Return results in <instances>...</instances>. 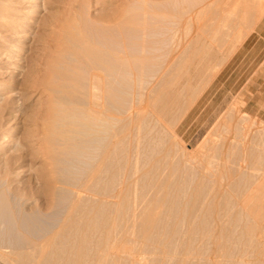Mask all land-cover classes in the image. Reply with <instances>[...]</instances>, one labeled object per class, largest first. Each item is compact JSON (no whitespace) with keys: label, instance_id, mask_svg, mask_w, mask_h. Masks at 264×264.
<instances>
[{"label":"rangeland","instance_id":"rangeland-1","mask_svg":"<svg viewBox=\"0 0 264 264\" xmlns=\"http://www.w3.org/2000/svg\"><path fill=\"white\" fill-rule=\"evenodd\" d=\"M4 1L6 2V0ZM7 2L5 3L7 4V6L5 5L6 8L8 7L6 14L9 17H26L28 19L29 13L33 10V4H31L33 2L29 0H7ZM185 2L187 5L184 0H47L46 9L43 13L41 12L42 18L38 28L39 40L36 46H33V51H31L25 65L26 68L22 70V74L12 76L8 81V85L20 87L22 100L10 102L11 104L9 102L2 103L0 106V195L3 194L5 201L15 213V217L18 210L20 218L21 216L36 217L43 228L50 229H47L48 233L44 232L45 235L41 233V237L44 238L46 235L51 237L63 230V224L66 225V222L69 221L67 218H78L84 209L68 211L67 201L58 200V196L56 197L51 192L52 188L58 190L62 187V185L56 184L54 179H58L60 176L54 170L56 165L54 157L62 151L63 146L59 140H55L57 138L51 132V125L55 117L51 111L54 102L47 91L43 88L37 90L34 85L38 78H50L49 65L57 58L58 52L65 49L66 37L74 32H82V20L88 16L87 18H90L89 20L93 24L96 23L95 25L100 26L99 24H101V27L104 25L103 27L106 28H114L116 32L112 33H116L118 36L122 35L125 40H128L129 36L126 30L133 29L136 31L135 38L138 39L137 41L147 42V45L158 49V55H156V50L151 52L153 57L159 56L158 60L156 57L154 58L156 61L153 60V66L158 64L159 69L157 67L151 68H154L149 73L151 79L147 77L149 80H145L149 81L148 83L145 81L144 84L136 86L134 98L129 100L126 106L133 108L134 121L138 117H140L139 119L146 117L147 123L152 124L154 117L159 116L163 125L166 126V129H162L161 123L156 127L157 130L153 127L151 133H148L149 137L155 139L156 150H154L151 160L156 162L157 168H154L151 173H155L157 176L155 181L159 185L153 180L154 178L150 173L145 181L136 186L134 182L141 178L140 174L139 176L136 175L135 179L131 178L132 163L124 164L121 189L122 195L127 198V203L132 202L133 187L136 186L135 189L139 188L138 190H140L145 182L150 184L153 181V191L151 190L152 193L144 204L142 211L144 217L141 218L144 219L147 215L151 217L161 214L164 220L176 225V222L183 220V213H178L177 217L166 216V208H163V205H167L163 203V198L175 194L174 189L176 191L180 188L179 185L171 186L170 181L193 183L186 195L176 194V197L185 199L191 198L192 190L200 187L203 182L206 192L201 196L208 198V201L212 202L215 207L208 218L212 224H210V229H207L209 231L202 233L200 226L196 225L200 218L190 217L188 213L189 215L187 214L183 220L182 229L180 228V236L182 237L176 238L179 245L178 253L182 251L181 246L184 244H188V246L190 244L194 249L203 245L215 246L216 249L235 245L239 248L234 253L237 255L245 254L244 261L246 263L264 264V201L260 210L251 209L250 211L240 208L244 204V199L260 196V194L255 193L260 188V185L256 184L260 181L256 178V174L264 173V13L261 15L262 18L258 17V14L264 10V0H185ZM169 15L172 20L168 18ZM155 17H158V21ZM163 17L165 22L162 21ZM254 17H258V19L256 18L257 21ZM168 20L171 22L175 20L173 21L175 24ZM147 28L150 30L148 31ZM162 28L165 30L160 34ZM165 31L170 33L166 32L167 35ZM150 32L156 35L148 37ZM240 32H244L243 41L237 45L238 47L236 46L235 51L226 61L214 65L219 55L228 51L229 47L235 43L236 36ZM153 36L157 38L155 41ZM146 39L149 40L145 41ZM159 40L165 42L167 46L169 45V48ZM156 43L160 45L157 46ZM2 63H0V71L4 70L1 69V66L4 67ZM4 76L0 75V84L4 81ZM207 80H210V83L191 105L190 103L193 101L190 99L192 91L195 88L196 90L200 89V86H204ZM19 83L20 85L23 84V87ZM202 83L204 84L202 85ZM175 100L180 103V106H186L185 112H187L184 113L183 117L181 115L176 121H173L174 105L172 103ZM165 103L170 106L167 113L162 111ZM6 114L8 116L11 114L12 117H8ZM126 117L127 115L122 117L123 123H128L124 135L130 136L127 143H131L132 135L137 133L138 122L132 123L131 119L127 118V120ZM145 133L147 132L144 131L143 134L141 132V137ZM243 144L248 145L247 148L249 147L256 153L258 156L256 161L252 162L253 160L248 159L247 162L244 161L247 155L242 150ZM131 151L132 149L128 148V154L125 151L123 159L128 160V157L132 156ZM167 156V162L162 163L163 158ZM78 159L81 164H77L82 165L84 157ZM259 159L261 161L258 162ZM151 160L148 163L144 162L145 160L141 162L140 167L145 166L142 172H149L153 163ZM86 162H84L85 166H80L83 170L85 169L86 174L77 173L81 174L78 176L81 177L80 181L87 175V172L89 173L93 169V165L96 163L95 161L89 162L88 166L93 164L90 166L91 169L87 167L88 162ZM245 164H247L246 170L249 174L244 181H247L248 185L247 187L240 186L234 190L230 185L239 179L238 174L246 168ZM86 168L90 170L88 171ZM187 172L191 174L193 172L195 175H185ZM75 177L78 179L76 175ZM196 183L198 185H195ZM60 190L61 188L58 191ZM167 190H170L169 193ZM110 200L114 201L112 198L106 199L108 202H111ZM62 202L63 204H61ZM253 202H248V205L251 206ZM147 205L148 208H146ZM158 207L159 209H157ZM120 213L122 215L119 214L116 217L119 226L113 227L111 225L108 228L110 231L116 229L121 232L120 238L122 240L118 242L119 247L126 248L125 250L134 249L137 259L149 258L152 261L151 264H169L171 261L173 263V260L176 261L174 264L178 263V258L181 255L173 256V251L170 252L169 249L164 248L165 245L162 243L163 239L165 241L172 237V230L167 232L160 228L149 229L138 220L140 223L134 226V231L130 214L125 209ZM239 213H243L245 216L240 218L238 226L232 228L229 224L231 219L229 214ZM127 217L129 218L127 219ZM51 218H53V223ZM116 218L111 217L110 223L112 224ZM177 219L178 221H176ZM70 220L72 219L70 218ZM49 222L51 223L49 224ZM227 225L231 227L230 229L228 226V229L233 230L241 241L232 242L228 240L227 233H222L223 228ZM54 226L56 228L53 229ZM3 228V225H0V236L4 232L1 231L4 230ZM182 231L186 233L184 237ZM152 233L157 235L158 242L156 239L154 241L142 239V237ZM26 237H28V239L26 238L27 242H31V244L36 242L37 245L46 240L44 238L42 241L43 238L40 236L38 241L37 237L30 235ZM0 238V250L3 252L0 251V254H10L13 249L7 243L8 238ZM181 240L183 241L181 242ZM224 252L227 250L223 249L222 253ZM125 259L126 257H123L119 264H129L125 263ZM240 260V258L235 257L229 261L236 264ZM0 264L9 263L0 257Z\"/></svg>","mask_w":264,"mask_h":264},{"label":"bare ground","instance_id":"bare-ground-1","mask_svg":"<svg viewBox=\"0 0 264 264\" xmlns=\"http://www.w3.org/2000/svg\"><path fill=\"white\" fill-rule=\"evenodd\" d=\"M29 1L33 2L31 3L33 4L32 7L33 10L31 11V13H29L30 16L28 17V19H26V17L25 18L24 17L13 18L11 16L9 17V15L6 14V10L8 8V7L6 8L8 4L7 0H6L7 4H5L6 2L4 0H0V63L3 62L2 65L4 66V67L1 66V69L4 70L0 71V75L3 76L5 75L4 78L6 79V80L4 79L2 84H0V106L2 103H8V102L14 103V101L22 100V98L20 97L22 95V92L19 91L20 87L17 88L15 87V85L10 86V84L8 85L9 83L8 81L10 78H12V76H17L18 74H22V70L26 68L25 65L27 63L28 58L31 55L30 53L31 51H33V46H36L39 40L38 28L42 18L41 12L43 13L44 10L46 9L47 0H29ZM184 3H186L185 0ZM10 11L12 10L10 9ZM263 13L264 10H262L258 14V17L262 18L261 15ZM239 15H241L240 12ZM87 17H85L84 20H82L83 21L82 32L79 31L77 33L74 32L69 34L66 37L65 49L58 52L59 54L57 58L52 61L51 65H49V70L51 72L50 78L47 79L38 78L34 85L37 90L43 88V90L47 91L49 93V96L52 98L54 102V105L51 107V111L55 116L53 119V123L51 125L52 128L51 132L52 135L56 136L57 139L55 140L57 141L59 140L61 142V145L63 146L62 151L56 157H54V161L56 164L54 170L57 173V175L60 176L58 177V179L53 177L56 181V184L58 183L62 185V187H60L61 188L60 191H58L60 188L58 190L52 188L51 192L53 195H56V197L58 196L59 198L58 200L61 201L63 200V202L67 201L68 211L76 210V209L77 210L84 209V211L82 210L83 212L81 215H79L78 218L75 219L73 217L67 218V220L69 219V221L66 222V225L63 224L64 225L63 230L58 231L51 237L49 234H48L49 237L46 235L48 237L47 239L45 238L46 236H44L46 240L42 242V244L37 245L36 242L35 244L34 242L33 244H31V242L29 243L26 240V238L28 239V237H26L27 235H30L32 237H37V241H38L39 236L40 238H43L41 237L40 234L43 233L45 235L46 233H48L47 231L50 229L47 228L48 229L47 230L46 228H43V226L39 224L36 217L21 216L20 218V215L18 216V214L20 213L18 212V210L17 212L14 210L17 213L16 215L17 218H16L14 215L15 213H13L11 206L7 204V202L3 197V194H1L0 195V225H3L4 230L1 231L4 232L0 237L3 238L7 237L8 238L7 243L9 246H11L13 250L8 255L0 254V257L3 258V261L9 264H119L122 262L121 260H123V257H126L125 263L151 264L152 261L149 258L142 257L141 259H137L135 257V252L133 251L134 249L125 250L126 248L119 247L120 244H118V242L122 240L120 238L121 232H119V230L116 229L114 231L108 230L109 226L111 225L113 227L119 226L118 222H116L117 220L116 217H118L119 214L122 215V213L120 212L123 211V209H125L126 212L130 214V218H131L130 221L133 228L134 226L137 225V223L139 224L140 222H142L144 227L149 229L160 228L163 231H167V232L168 231L171 232L172 230V237L168 238L165 241L163 239L162 243L165 245L164 248L169 249L170 252L173 251V256L177 254L178 256L181 255L178 258L179 261L177 264H233L229 260L232 258L234 259L235 257L241 259L240 262H237L236 264L251 263V262L246 263L244 261L245 254L237 255L234 253L237 252V249L239 248V246H235V245L227 246V247H219L218 249H216L215 246L210 247L203 245L201 247L198 246L197 249H194L190 244L189 246L188 244H184L183 246H181L182 248L180 247L182 251L178 253L179 245L177 243L176 238L180 236L181 233L180 228L182 229L183 220L188 213L190 214V215L188 214L190 217L200 218V220L196 223V225L200 226V232L202 233L209 231L207 229H210L209 228L211 226L210 224H212L211 222L208 221V218L210 216L209 214L215 207L212 202L208 201V198L201 196L204 195L206 192L204 188L205 183L203 182L200 184V187H196L194 190H192L193 194L191 198L188 197L189 199H185L182 197H176V194L186 195L189 191L190 185H193V183L186 181L180 183L177 181H170L171 186L179 185L178 187L180 188L176 189V191L174 189L173 192L175 194H170L163 198V203L167 204L166 206L163 205V208H166L165 211L167 212L166 216L177 217L178 213L179 214L183 213L184 216L183 220L178 221L177 219L176 221L178 222L175 223L176 225H172L170 222L164 220L161 214L154 215L151 217L147 215V217L145 216L146 218L142 219L144 217L142 214L143 207L145 206L144 204L149 198L150 193H152L153 191L152 186L154 184L152 183L153 181H151L150 184L143 182L144 184L140 190H138L139 188L135 189V187L139 186L140 182L145 181L148 175L153 171V169L157 168L155 165L156 162L155 161L153 162L151 160L153 159L152 158L153 152L154 150H156V147L154 146L155 139L149 137L148 133H151L153 129L157 130L156 127L162 123L161 122L162 119H160L159 116H158L159 118L155 116L152 124L150 122L147 123L146 117H142L141 119H139L140 117H138L137 119H135L136 121H134L133 118L134 115L132 114L133 108L131 106L127 107L126 103H128L129 100H133L134 91L136 90L137 85L139 86L142 83L144 84L145 81L151 79L149 77L150 75L149 73H151V71H153L154 69L151 68L160 67L158 66V64L157 66H153V60L156 61V59L159 56L153 57V53L151 52L154 50H156L157 52L158 49L156 48L154 49L149 44L147 45V42L144 43L137 41L138 39L136 40L135 38L136 31H134L133 29L126 30L129 36H128V40H125L122 37V35L118 36L116 33L115 34L112 33V32H116L114 28H109V27L106 28L103 27L104 25H102L101 27V24H99L100 26L95 25L96 23L93 24L89 20L90 18ZM158 17L160 18V16ZM158 17H155L157 18L156 19L157 21H158ZM258 17L256 18L258 19ZM168 18H170V15ZM170 19L172 20V18ZM162 21H164V17ZM173 21L172 22L169 21V22L173 24L174 23ZM147 29L148 31L150 30L149 28ZM158 30L160 29L158 28ZM163 30L165 29L162 28L160 34L161 32L163 33ZM166 32L168 31H165V33ZM150 33L148 37H150V35H154ZM168 33L166 34L168 35ZM243 33L244 32H240L236 36L237 38L235 39L236 40L235 43H233L231 47H229L230 49H228V51L221 53V55H219L218 60L215 62L214 65H218L223 61H226V59L231 55V53L235 51L234 49L236 48V46L241 41H243V37H244ZM125 35L127 37V34ZM154 36L153 38H155ZM143 37L144 36L142 35V38ZM139 39L141 38L139 37ZM156 39L157 38H155L154 41ZM148 40L146 39L145 41ZM154 41L153 43H155ZM161 43L164 44L163 42ZM159 45L160 44H157V46ZM165 46H167L166 43ZM172 48L174 49V47ZM145 52H147L148 54H146ZM149 54H151L152 56ZM156 55H158V52ZM155 57L156 59H154ZM146 74L148 75L146 76ZM210 80L209 81L207 80L204 86H200V89L196 90L195 88L192 91L193 93L190 99H192L193 101H191L190 103L191 105L195 102L198 96L210 83ZM148 82L149 81H147V83ZM203 84L204 83H202V85ZM20 86L23 87V84ZM172 104L174 105L173 121H176L181 115L183 117L184 113L187 112V111L185 112L186 106L185 107H183V105L180 106V103L176 100ZM164 105L165 106H163L162 111L167 113L168 110L170 109V106L167 105L166 103ZM6 115L8 116V114ZM124 115H127L126 119L127 118L131 119L132 123L138 122L136 128L137 133L132 135L133 140H131V143H127V140L130 138V136L124 135V132L126 130V124H128V123L125 124L123 123L124 120H122V117ZM161 128L166 129V126H164L162 123ZM144 131H146L147 133H145L141 137V132L143 134ZM242 140L244 141V139ZM143 143H145V145H143ZM17 144L18 143L16 142V145ZM126 144H127V148H126ZM247 146L248 145L243 144L242 150L243 152H246L247 155L244 161L246 162L248 160H253L252 162L256 161L258 159V156L249 147L247 148ZM14 148L16 147L14 146ZM128 148L132 149L131 151L132 156L130 155V157H128V160L126 159L127 160L126 161L125 158L123 159V156L125 151L126 154H128ZM83 157L84 160L82 161L83 163L82 165H84V162L87 161L88 162L87 167L91 168L90 166L93 165L92 163L94 161L96 163L95 165H93V169L91 168L92 169L91 171H89L90 170L89 168H86L88 169L89 173L87 172V175H85V177L82 174L84 178L80 181L81 177L78 176H80L81 174H77V173L83 172L86 174L85 169L83 170L81 168L83 166L78 165L79 163L81 164L78 158L83 159ZM167 158L168 156L163 158V161L161 162L165 164L167 162ZM259 158L262 159V157ZM261 159H259L258 162L261 161ZM150 160L153 163L151 165V168L148 167L149 172H145V173L142 172V170L145 169V166L143 165L140 167L141 162L144 161L148 163ZM90 161L92 162L91 163L92 165L88 166L90 164L89 163ZM124 161L126 162L124 163ZM129 163H132L130 177L135 179L136 175L139 176L140 174L141 176V178L138 177L139 179L136 182L133 181L136 186L133 187L134 193L131 198L132 201L131 203H127V198H125L122 195L123 191L121 189L123 185L122 177L124 175L123 172L124 164L128 165ZM246 165L247 164H245V167ZM148 168L146 169L148 170ZM246 169L247 167L241 170L240 173L238 174V178L240 180L238 179L237 181L231 183L230 187L232 189L235 190L240 186L247 187L248 182L244 180L247 174L249 173L247 172ZM151 174L152 177L154 178L153 180L155 181L157 176L155 175L154 172ZM192 174L195 175V173L193 172ZM192 174L187 172L185 175H192ZM75 175L78 177V179H75L76 178ZM256 178L260 179V181L256 183L257 185L258 184L260 185V188L257 189L255 193L257 195L260 194V196L244 199V204L240 206V208L243 210L251 211V209L260 210L262 208V202L264 201V173L256 174ZM4 184L6 185V183ZM254 184L255 183L253 182V185ZM162 185L164 184L162 183ZM195 185L198 184L196 183ZM168 191L170 190H167V192ZM158 193H160V191H158ZM161 193H163V191H161ZM108 198L109 199L112 198L114 201L111 200H110L111 202L106 201V199ZM53 200L54 199H52V201ZM160 200L162 201V199ZM206 201H208V203H206ZM250 201H254L255 204L253 205L254 203L253 202L251 206L248 205V202ZM63 202L61 204H63ZM159 207L157 209H159ZM146 208H148V205L146 206ZM149 211L151 212V210ZM112 212L114 213L112 214ZM36 215L34 214V216ZM56 215L60 216L59 214ZM243 215L245 216V214L243 213L229 214V217L231 218L229 220L230 226H232V228L234 226H238L240 224V218L243 217ZM113 216L116 219H114L113 223L111 224L109 219ZM70 218L72 220H70ZM128 218L129 217H127V219ZM179 218L181 217L179 216ZM51 219L53 223V218ZM138 220H140V222H138ZM65 221L63 220V223H65ZM50 223L51 222H49V224ZM228 226L229 225H227L224 228L222 227L224 230L222 231V233L225 232L227 233L228 240L232 242H236V241L238 242L239 240L241 241V239L236 236L233 230H230L231 229L230 226H229L230 229H228ZM54 228L56 227L54 226L53 229ZM184 234L186 233L183 232V237ZM44 238L42 239V241L44 240ZM143 238L148 241H154L155 239L156 240L158 239L155 233H152L151 235H146L145 237H142V239ZM158 241L159 240H157V242ZM182 241L183 240H181V242ZM223 249L227 250V252L222 253ZM0 251L2 252V250ZM174 261L175 260H173V263L172 261L171 262L169 261L170 262L169 264H174ZM164 264H168V263H164Z\"/></svg>","mask_w":264,"mask_h":264}]
</instances>
